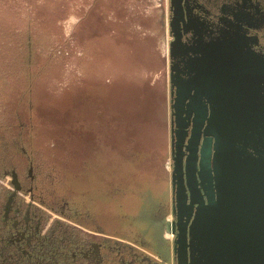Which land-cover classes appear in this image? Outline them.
Listing matches in <instances>:
<instances>
[{
	"label": "rangeland",
	"instance_id": "1",
	"mask_svg": "<svg viewBox=\"0 0 264 264\" xmlns=\"http://www.w3.org/2000/svg\"><path fill=\"white\" fill-rule=\"evenodd\" d=\"M169 23V0H0V264H175Z\"/></svg>",
	"mask_w": 264,
	"mask_h": 264
},
{
	"label": "water",
	"instance_id": "2",
	"mask_svg": "<svg viewBox=\"0 0 264 264\" xmlns=\"http://www.w3.org/2000/svg\"><path fill=\"white\" fill-rule=\"evenodd\" d=\"M210 50L211 70L196 72L189 81L195 92L189 112L198 109L199 124H205L192 162L198 200L190 185L191 153L183 159L180 147V120L171 121L172 216L179 231L174 259L176 264H264V71L254 67L246 42L236 33L223 32ZM219 58L226 61L221 67ZM185 207L195 211L185 215L182 228ZM167 230L174 235L175 222Z\"/></svg>",
	"mask_w": 264,
	"mask_h": 264
},
{
	"label": "flooded vegetation",
	"instance_id": "3",
	"mask_svg": "<svg viewBox=\"0 0 264 264\" xmlns=\"http://www.w3.org/2000/svg\"><path fill=\"white\" fill-rule=\"evenodd\" d=\"M169 10L171 34L169 43L170 157L171 143H173L171 139V121L178 117L181 126L179 129L180 147L182 146V151L185 154L183 159L191 153L189 165L190 185L195 199L198 200L196 184L192 177V162L198 144L196 143L197 136L200 133L201 141L205 137L203 134L205 124L203 126L199 124L201 114L198 109L189 112L188 104L195 102L193 84L189 81L195 77L196 72L211 70L214 59L211 57L213 51L210 50V46L225 31L236 33L244 39L249 48L248 52L253 57L254 67L257 69L262 68L264 71V0H169ZM216 61L220 67L226 62L223 58ZM233 62L235 61L233 60ZM177 89L182 90L179 95H177ZM202 101L207 104L206 99ZM172 104L176 105L177 111L171 109ZM172 112L175 113L173 117ZM192 130L194 131L193 139L188 144ZM183 133H186V136L182 144ZM174 135V152L176 156L178 137L176 134ZM187 145L189 149L186 152ZM206 149L207 147L204 148V152ZM206 157L205 152V166L207 165ZM195 207H193V211H195ZM193 208L185 207L183 210L182 228L187 219L185 215ZM172 209L173 193L170 182V213L172 219L168 223L175 222V234L168 233L167 236H173L174 244L179 231L177 218L172 216ZM174 263H177L175 259Z\"/></svg>",
	"mask_w": 264,
	"mask_h": 264
},
{
	"label": "crops",
	"instance_id": "4",
	"mask_svg": "<svg viewBox=\"0 0 264 264\" xmlns=\"http://www.w3.org/2000/svg\"><path fill=\"white\" fill-rule=\"evenodd\" d=\"M152 166H153V164L151 165V168H152ZM152 172H154V170L152 171L151 170V173ZM154 176L151 178V179H149V180H147V182H146V185H147V187H149V189L150 190H154V191H157L158 189V185H156V184H154L153 182L155 181L154 179ZM162 190H164L165 191V188H163ZM150 192H146L145 194L148 196V194H149ZM151 195V194H150ZM149 197V196H148ZM164 199V198H163ZM161 199H158V200H155V201H160ZM165 200H166V197H165ZM121 208H124L125 210L124 211H126V210H128V209H126L124 206L122 207V206H120ZM156 223V222H155ZM158 223V222H157ZM108 232V231H107Z\"/></svg>",
	"mask_w": 264,
	"mask_h": 264
},
{
	"label": "bare ground",
	"instance_id": "5",
	"mask_svg": "<svg viewBox=\"0 0 264 264\" xmlns=\"http://www.w3.org/2000/svg\"><path fill=\"white\" fill-rule=\"evenodd\" d=\"M168 237H171L170 235Z\"/></svg>",
	"mask_w": 264,
	"mask_h": 264
}]
</instances>
